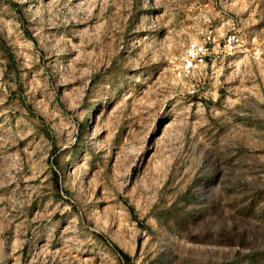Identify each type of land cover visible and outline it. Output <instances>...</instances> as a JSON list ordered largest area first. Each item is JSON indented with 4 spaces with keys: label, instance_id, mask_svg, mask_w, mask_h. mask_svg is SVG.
<instances>
[{
    "label": "rangeland",
    "instance_id": "rangeland-1",
    "mask_svg": "<svg viewBox=\"0 0 264 264\" xmlns=\"http://www.w3.org/2000/svg\"><path fill=\"white\" fill-rule=\"evenodd\" d=\"M0 264H264V0H0Z\"/></svg>",
    "mask_w": 264,
    "mask_h": 264
},
{
    "label": "built area",
    "instance_id": "built-area-1",
    "mask_svg": "<svg viewBox=\"0 0 264 264\" xmlns=\"http://www.w3.org/2000/svg\"><path fill=\"white\" fill-rule=\"evenodd\" d=\"M211 42V36H207V40L204 42L192 41L184 55V67L197 68L203 64H206L208 55L211 52L208 43ZM242 44V36L237 29L232 27L228 29L223 35V49L227 52H235Z\"/></svg>",
    "mask_w": 264,
    "mask_h": 264
}]
</instances>
